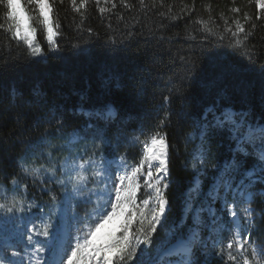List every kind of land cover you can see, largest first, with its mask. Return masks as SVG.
<instances>
[{
	"label": "snow or ice",
	"instance_id": "obj_1",
	"mask_svg": "<svg viewBox=\"0 0 264 264\" xmlns=\"http://www.w3.org/2000/svg\"><path fill=\"white\" fill-rule=\"evenodd\" d=\"M235 2L232 0L233 5ZM65 3L81 21L91 3L101 14L117 7L114 0H104L111 8L100 6L101 0H0V18L5 22L0 23V29L9 40L8 47L10 41L17 45L23 42L25 62L34 63L46 55L37 40L40 33L49 51H60L56 37L61 24L56 17L58 7ZM119 3L127 9L134 8L129 0ZM138 3L142 9L148 7L145 0ZM157 3L162 5L163 0H151L152 7ZM248 3L255 4V18L240 7H230L231 16L219 14L223 21L221 32H217L220 25L211 14L208 20L197 18L193 23L202 25V29L196 31L205 33L200 38L201 46L227 41L249 61L257 63L258 49L250 43V37L258 27L254 19L264 21V0ZM204 7L211 13L210 5ZM180 11L185 15L195 11V0ZM171 13L169 6L167 12L159 15L170 16L173 21L183 18ZM76 27L80 29L81 25ZM86 31L93 33L92 28ZM190 38L196 40V36ZM260 40L264 41V36ZM18 59L19 54L5 61L0 73ZM185 64L190 66L182 79H195V61L185 59ZM259 66L264 75V63ZM175 91L183 94L182 86ZM163 99L170 103L171 97L166 95ZM79 112L87 118L85 126L65 139L64 114L59 110L52 113L37 104L34 122L38 128L43 127V132L26 148L19 172L0 179V264H200L199 255H211L210 249H215L214 254L222 259L226 253L230 264H264V235H254L260 233L259 221L264 220V210L258 212L254 206L256 196H264V192L254 191L256 185L264 184V123H254L247 113L231 110L222 97L209 102L192 121L193 130L186 134V144L199 140L190 153L194 175L183 194L180 221L167 227L173 145L160 129L170 121L172 113L165 111L156 130L144 139L141 129L129 140L120 129L110 135L119 118L110 104L97 111L81 107ZM53 125L58 135L52 134ZM215 137L226 138L235 145L232 156L222 163L211 152ZM82 140L91 142V152H72L69 146ZM121 140L142 145L138 163L130 164L126 153L113 155L121 147ZM29 178L38 182L42 194L47 195L43 205L28 202ZM205 178L211 180L207 191ZM34 209L38 213H33ZM108 221L118 227L102 233L100 230ZM158 231L165 233L159 240L155 239ZM225 233L229 237L226 243Z\"/></svg>",
	"mask_w": 264,
	"mask_h": 264
},
{
	"label": "trees",
	"instance_id": "obj_2",
	"mask_svg": "<svg viewBox=\"0 0 264 264\" xmlns=\"http://www.w3.org/2000/svg\"><path fill=\"white\" fill-rule=\"evenodd\" d=\"M114 2L117 7L103 14L91 3L83 21L69 4L58 7L56 18L61 28L56 40L61 50L49 51L43 34L38 33L37 40L46 55L34 63L25 62L23 42L17 45L16 41H10L9 48V40L0 29V65L17 54L21 57L0 73V179L19 172L26 148L43 132V127L38 128L34 122L37 104L52 113L59 110L64 114L63 136L85 126L87 118L80 114L81 107L97 111L110 104L119 117L110 135L120 129L129 140L139 135L141 129V139L147 137L168 111L172 113L170 121L160 130L168 134L173 145L170 164L173 183L168 191L171 210L167 227H170L173 221L181 219L183 194L194 175L186 162L189 147L185 137L192 130V121L209 102L222 97L227 107L247 113L254 123H264V75L259 66L264 63V41L260 40L264 36V21L254 19L258 27L250 43L257 46L259 55L254 64L227 41L202 47L200 38L205 33L196 31L202 25L193 23L197 18L208 20L211 14L220 25L217 32H221L223 21L219 14L231 16L228 9L233 6L255 18L257 9L248 0H236L235 5L232 0H195V11L187 15L180 10L183 5L191 6L193 0H163L162 5L157 3L155 7L151 0H145L148 7L143 9L138 0H129L134 6L132 10L119 0ZM205 5L211 6V13L205 10ZM100 6L111 8L104 0ZM169 6L172 15L183 18L173 21L170 16L159 15L167 12ZM0 23H5L2 18ZM77 24L81 25L80 29ZM87 28L93 29L91 35ZM191 36H196V40ZM112 40L117 43H111ZM185 59L196 63L193 80L182 79L190 66L185 64ZM181 86L183 94L175 91ZM166 95L171 97L170 103H165ZM51 132L58 135L55 125ZM81 142L86 148L84 152H91V142ZM141 146L121 140V147L113 155L126 153L129 163H137ZM210 146L213 156L221 163L232 156L234 149L230 140L221 137L213 138ZM207 183L209 186L210 178L204 179L205 191ZM28 185V201L35 199L43 205L48 197L42 194L39 183L29 178ZM259 228L260 233L254 235L262 234L264 220L259 222ZM164 235V231H158L155 239ZM210 251L211 255H199L200 264H230L226 254L222 259L214 254L215 249Z\"/></svg>",
	"mask_w": 264,
	"mask_h": 264
},
{
	"label": "rangeland",
	"instance_id": "obj_3",
	"mask_svg": "<svg viewBox=\"0 0 264 264\" xmlns=\"http://www.w3.org/2000/svg\"><path fill=\"white\" fill-rule=\"evenodd\" d=\"M46 40V39H45ZM231 109V108H230ZM232 110V109H231ZM238 112V111H237ZM193 130V129H192ZM191 130V131H192ZM190 131V132H191ZM65 137V139H67V138H69L70 137V135H67V136H64ZM57 143H60L61 141H56ZM199 144V140L197 139V140H195V141H193V146H192V143H187V145H188V147H189V150H188V155H189V153H191V151H192V149L193 148H195L197 145ZM70 147V149H71V151L72 152H79L81 155H85L86 153L84 152L85 150H86V148H85V145H84V143H82V142H79L78 144H76V145H74V146H72V145H70L69 146ZM233 148H235V145L233 144ZM61 155H63V153H60ZM187 165H188V167H190L191 168V156H189V158H188V160H187ZM211 183V182H210ZM259 185L260 184H258V185H256V187H255V189H254V191H256V192H264V188H259ZM263 186H264V184H262ZM187 191V190H186ZM185 191V192H186ZM141 193V194H140ZM140 195H142V191L141 192H139L138 193V196H140ZM201 199H202V197H201ZM29 203H38L35 199L33 200V199H31L30 201H28ZM197 203H199V201H197ZM256 208H257V211L258 212H260L262 209H260V206H264V196H256V203H255V205H254ZM216 207L217 208H219V204L217 203V205H216ZM45 211H47V209H45ZM33 213H38V209H34L33 210ZM81 214H83V210H81ZM261 221V220H260ZM259 221V222H260ZM190 223H191V220H190ZM113 227H118V224H116L114 221H108V222H106L105 223V225H104V227L100 230L102 233L103 232H106L107 230H110V229H112ZM262 235V234H261ZM228 234L227 233H225V235H224V241H225V243L227 242V240H228ZM141 247H143V246H141ZM226 254V253H225ZM227 255V254H226Z\"/></svg>",
	"mask_w": 264,
	"mask_h": 264
},
{
	"label": "bare ground",
	"instance_id": "obj_4",
	"mask_svg": "<svg viewBox=\"0 0 264 264\" xmlns=\"http://www.w3.org/2000/svg\"><path fill=\"white\" fill-rule=\"evenodd\" d=\"M232 109V108H231ZM233 111H235V112H237L236 110H234V109H232ZM239 112V111H238ZM192 146H193V144H192ZM141 155H142V148H141V154H140V158H141ZM189 156H190V154H189ZM189 158V157H188ZM188 160V159H187ZM210 182H211V180H210ZM190 184V183H189ZM210 184V183H209ZM187 187V186H186ZM188 188H186V190H187ZM185 190V191H186Z\"/></svg>",
	"mask_w": 264,
	"mask_h": 264
},
{
	"label": "built area",
	"instance_id": "obj_5",
	"mask_svg": "<svg viewBox=\"0 0 264 264\" xmlns=\"http://www.w3.org/2000/svg\"><path fill=\"white\" fill-rule=\"evenodd\" d=\"M228 108H230V107H228Z\"/></svg>",
	"mask_w": 264,
	"mask_h": 264
}]
</instances>
